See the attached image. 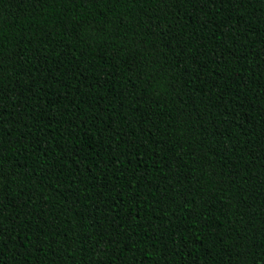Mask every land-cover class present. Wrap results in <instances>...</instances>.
I'll use <instances>...</instances> for the list:
<instances>
[{
    "label": "trees",
    "instance_id": "obj_1",
    "mask_svg": "<svg viewBox=\"0 0 264 264\" xmlns=\"http://www.w3.org/2000/svg\"><path fill=\"white\" fill-rule=\"evenodd\" d=\"M0 264H264V0H0Z\"/></svg>",
    "mask_w": 264,
    "mask_h": 264
}]
</instances>
